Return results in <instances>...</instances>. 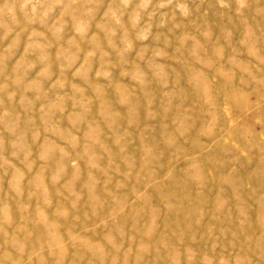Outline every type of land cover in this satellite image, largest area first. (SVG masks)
<instances>
[{"label": "rangeland", "instance_id": "374dc122", "mask_svg": "<svg viewBox=\"0 0 264 264\" xmlns=\"http://www.w3.org/2000/svg\"><path fill=\"white\" fill-rule=\"evenodd\" d=\"M0 264H264V0H0Z\"/></svg>", "mask_w": 264, "mask_h": 264}]
</instances>
